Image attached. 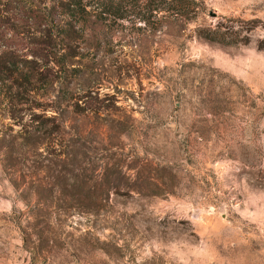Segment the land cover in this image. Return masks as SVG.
Returning a JSON list of instances; mask_svg holds the SVG:
<instances>
[{
  "label": "rangeland",
  "instance_id": "rangeland-1",
  "mask_svg": "<svg viewBox=\"0 0 264 264\" xmlns=\"http://www.w3.org/2000/svg\"><path fill=\"white\" fill-rule=\"evenodd\" d=\"M15 1L68 22L67 0H1L0 53L45 81L0 91V264H264V0L82 16L66 69Z\"/></svg>",
  "mask_w": 264,
  "mask_h": 264
},
{
  "label": "trees",
  "instance_id": "trees-1",
  "mask_svg": "<svg viewBox=\"0 0 264 264\" xmlns=\"http://www.w3.org/2000/svg\"><path fill=\"white\" fill-rule=\"evenodd\" d=\"M64 7L63 15L68 18V22L64 26L56 25L52 10H48L44 14L36 7L17 1H15L13 9L17 13V18L22 19L21 21L27 26H40V23L45 22L49 27V24H51V30L47 38L43 42L33 45L35 50H33L32 54L36 57V53L38 52L45 53L47 50H51V55H53L55 60H58L55 64L61 69H66V59H72L76 56L75 50L72 47L73 33H75L76 29L75 21L80 20L82 16L83 18L85 16H94L99 19H112L114 21L133 19L135 23L144 22L148 25L151 19L157 18L160 14H162V18L169 16L186 18L194 9L193 3L189 0H67V4ZM1 12L0 0V42L4 28L8 27L10 30L9 25H4V17L1 16ZM223 28L222 25H219L214 29L199 30V37L210 42L223 43L222 38L225 36V33L222 31ZM13 30L15 31V29ZM242 30V28L236 29L234 34L239 35L242 33ZM16 32L15 34H17ZM9 42H13V40ZM47 42H50V45ZM11 48L3 54L0 53V91L1 87L11 82L8 88L12 89L14 87L13 83L19 82L21 79L27 82L31 79L38 80L37 82H44L45 78L42 79V74H39L38 71L35 72L33 70L32 74L24 71L20 57ZM63 50H65L64 53H62ZM66 52H69V54H66ZM52 76L53 78L48 83L54 82L55 75L53 74ZM19 88L20 86L16 87V90L19 91ZM75 107L79 108V105L76 104Z\"/></svg>",
  "mask_w": 264,
  "mask_h": 264
},
{
  "label": "water",
  "instance_id": "water-1",
  "mask_svg": "<svg viewBox=\"0 0 264 264\" xmlns=\"http://www.w3.org/2000/svg\"><path fill=\"white\" fill-rule=\"evenodd\" d=\"M210 15H211V17H215L216 16L215 13H210Z\"/></svg>",
  "mask_w": 264,
  "mask_h": 264
}]
</instances>
